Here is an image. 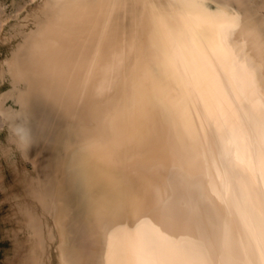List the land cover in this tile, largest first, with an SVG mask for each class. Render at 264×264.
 <instances>
[{
    "label": "bare ground",
    "instance_id": "1",
    "mask_svg": "<svg viewBox=\"0 0 264 264\" xmlns=\"http://www.w3.org/2000/svg\"><path fill=\"white\" fill-rule=\"evenodd\" d=\"M40 1L0 70L49 167L24 264H264V0Z\"/></svg>",
    "mask_w": 264,
    "mask_h": 264
},
{
    "label": "rangeland",
    "instance_id": "2",
    "mask_svg": "<svg viewBox=\"0 0 264 264\" xmlns=\"http://www.w3.org/2000/svg\"><path fill=\"white\" fill-rule=\"evenodd\" d=\"M29 2V0H0V14L4 20L3 28L0 31V70L5 71V61L14 58L19 50L21 37L18 31H27L33 28L28 14L32 12V9L35 10L41 1ZM20 9L22 10L20 11ZM0 84V95L11 89L9 77L5 74L0 78ZM6 108H8L9 115L8 127L0 132V264H24V239L18 231L21 221L18 202L27 201L30 203L31 201L28 197L29 188L25 178L26 173L30 172L33 175L36 173L35 175L40 176L43 173L47 174L49 167L42 161L38 164L39 157L41 159L45 151L44 145L39 141V144L35 141V145L34 141L29 139L27 142L23 134L20 136L16 132L17 128L29 123L27 112L16 100H8ZM30 143L33 145L30 146ZM38 145L39 147L35 148ZM30 148L32 149L30 150ZM36 162L39 171L34 166Z\"/></svg>",
    "mask_w": 264,
    "mask_h": 264
}]
</instances>
